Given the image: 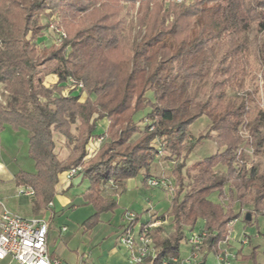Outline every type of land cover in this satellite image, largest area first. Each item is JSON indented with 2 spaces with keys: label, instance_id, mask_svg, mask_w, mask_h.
Instances as JSON below:
<instances>
[{
  "label": "trees",
  "instance_id": "obj_1",
  "mask_svg": "<svg viewBox=\"0 0 264 264\" xmlns=\"http://www.w3.org/2000/svg\"><path fill=\"white\" fill-rule=\"evenodd\" d=\"M116 2L133 7L139 3L137 25L132 23L126 35L118 16L114 19L107 12ZM262 7L255 0L180 4L177 0L168 4L165 0H0V85L6 94L5 105L0 103V130L9 125L30 134L29 157L36 167L35 174H17L16 183L30 187L38 207L47 208L60 177L88 158L97 128L93 117L107 119V141L81 173L89 182L82 199L95 210L83 224L90 231L103 214L119 208L116 200L103 197V186L113 182L123 189L143 171L151 180L148 173L156 147L166 140L170 160L175 159L176 183L170 210L160 220L172 219V233L165 238L163 227L154 230L158 249L154 264L179 257L185 229H195L200 220L207 232L200 264L210 253L217 257L230 223L241 218L236 206L251 208L244 218L248 225L264 217V173L256 167L248 169L243 154H238L244 144L239 132L247 126L244 105L232 102L225 92L229 84L218 79L240 80V54L250 49L246 41L241 44L242 35L253 28L264 32ZM55 15L59 20L53 25ZM135 28L139 31L134 34ZM47 30L52 33L50 46L40 42L48 36ZM57 31L66 35L60 44ZM46 77L54 83L44 84ZM210 77L211 91L199 101L195 86ZM70 78L84 89L70 87ZM67 88L77 94L65 95ZM229 88L235 91L239 86L233 83ZM149 92L153 101L145 99ZM138 100L144 101L142 109L150 108L152 113V123L143 132L135 121ZM203 117L209 120L207 134L193 142L190 127ZM76 123L77 135L72 132ZM135 136L139 137L133 140ZM56 137L70 149L64 160L57 152ZM206 139L213 140L219 151L187 165ZM221 169L225 171L220 173ZM216 193L221 203L211 199ZM249 242L251 252L242 260L258 264V247Z\"/></svg>",
  "mask_w": 264,
  "mask_h": 264
},
{
  "label": "crops",
  "instance_id": "obj_2",
  "mask_svg": "<svg viewBox=\"0 0 264 264\" xmlns=\"http://www.w3.org/2000/svg\"><path fill=\"white\" fill-rule=\"evenodd\" d=\"M45 39L46 36L40 42H44ZM42 44H46V42ZM48 78L52 77L45 78L44 84L47 86L50 84L49 82L54 83V79ZM72 92L77 94L76 90L67 88L65 95ZM0 98V103L5 105L6 94L1 85ZM84 100H86V95L82 94V101ZM93 119H97V128L93 134L94 140L92 142L101 137L104 139L109 126V122L105 118L99 120L98 115H95ZM29 140L30 134L26 130L16 131L9 125H6L2 131L0 130V215L7 210V212L27 219L35 217L45 219L50 228L48 230V252L52 259L59 260L61 264H129L128 252L119 241L127 225L126 212L133 211L137 215V220L133 224L136 230L149 223H157L158 227H163L165 231L168 225L172 228V219L160 220V217L168 213L170 209L164 213L150 215L149 210H144L141 207L145 203V199L148 202L146 207H150L149 192L156 189L147 184V173L144 171L137 178L128 180L123 189L118 188L113 182L103 186V197L116 200L119 208L113 213L103 214L100 224L93 230L87 231L83 227V224L95 214L94 208L87 205L82 199V194L89 188L87 180L82 181L79 186H75L74 183L66 185L62 183L61 176L58 185L55 187L53 201L47 208H39L35 194L33 196L19 194L21 189L31 188L28 186L20 187L15 179L16 175L21 172L36 173L34 160L29 157ZM69 153L70 150H67V154L61 157L62 160L66 159ZM162 158H159L157 154L155 155V160L148 173L151 179L167 178L165 168L169 162L163 161ZM82 210L86 212V215L78 220L77 214H80L78 212ZM145 211L148 214H145ZM74 220L76 222H71ZM199 222L203 223V227L200 229L203 230L204 222L201 220ZM75 223L77 226L72 229L74 232L72 237L76 238V234L80 233L83 235L82 238L88 235L87 240L92 250L88 257L80 258L76 255L77 257L72 260L70 257L78 254L79 250L78 248H70L73 240H70L66 234L71 231V224L74 225ZM238 256V264H243L247 261L240 262V259L249 255L245 256L239 252ZM9 263L8 260L0 262V264Z\"/></svg>",
  "mask_w": 264,
  "mask_h": 264
},
{
  "label": "rangeland",
  "instance_id": "obj_3",
  "mask_svg": "<svg viewBox=\"0 0 264 264\" xmlns=\"http://www.w3.org/2000/svg\"><path fill=\"white\" fill-rule=\"evenodd\" d=\"M194 0H188V3L193 2ZM197 1V0H195ZM249 0H247L248 2ZM251 1V0H250ZM258 3H261V5H264V0H255ZM165 2L168 4L169 0H165ZM183 2V0H177V3L180 4ZM138 10H139V3L133 7L130 3L125 2H116L113 3L112 9H110L107 12L113 13L114 19L116 15L118 16V20L122 21V27L125 28V35L127 34L128 29L132 26V23H134L133 27L137 25V17L138 16ZM260 13L262 14V19L264 21V7L260 9ZM58 21V15H55V17H52L51 23L55 25L54 21ZM134 22H133V21ZM42 23L44 25L47 24L46 19L43 18ZM113 23V20H112ZM50 30V29H49ZM47 30L48 36H46V39L44 42H46L47 46L52 45V33L51 31ZM139 29L135 28L133 33L138 32ZM144 33V31L142 30ZM142 33V34H143ZM243 39L241 44H244L246 41L250 45V49L247 50L244 54L241 55V62L243 63V68H241V77L240 80H232V78L229 76V78H219L220 81H224V83L229 84L230 86L234 83L235 87L239 88L235 91H232V88H229V85H226L225 92L227 94V97L231 99L232 102L237 101L239 104L241 103L244 105V114L245 118L243 119V123L246 124V128H241L239 132L240 138L244 141V144L240 147L238 150V154H243L244 158L243 160L246 163V166L248 169L252 167H256V170L259 173H264V52L259 54L257 48H262L264 50V32H258L256 28H253L248 33L243 34ZM246 37V39H245ZM236 52V51H235ZM43 71V70H41ZM42 74V72H41ZM52 79V78H48ZM210 80H204V82L197 83L194 90V96L199 101L206 100L210 91H211V83H213L212 77L209 78ZM51 85V82H49ZM228 86V87H227ZM145 99L153 101V94L151 92L147 93L145 95ZM144 105L143 100H138L135 102L136 107V115H135V121L138 124L140 131H145V127L150 125L152 123L150 115L151 109L150 108H144L142 109ZM208 125L209 120L206 117H203L199 119L196 123H194L190 127V133H191V141H196L199 139V137H203L207 134L208 131ZM78 126L79 124L76 123L73 125L72 132L73 134L77 135L78 133ZM216 136V133H213V137ZM139 136H135L133 140H136ZM107 141L106 135L104 136V139L101 143V147L104 145V143ZM57 142V152L59 153L60 158L65 156L67 154V150H70L67 146L66 142L61 140L59 137H56ZM161 142V141H160ZM164 147V154L162 160L168 161L169 163L166 164V174L167 178L165 180L169 181L171 183V189L173 190H162L156 188L155 190H151L149 192V200H150V207H146V202L141 207L144 210H149V214L152 215L153 213H164L171 207V201L173 198V195L175 194V183L176 181L172 178V170L174 165L172 162H174L175 159H171V151L169 148V143L164 140L163 143H161ZM261 144V146L259 145ZM158 145V144H157ZM260 148H259V146ZM219 149L217 148L215 142L213 140H205L202 144H200L193 153L189 156L187 160V165H192L193 163L209 158L213 156V154H216ZM90 160V159H89ZM87 160V162L89 161ZM170 160V161H169ZM87 162H83L81 165L82 167H87ZM222 172L225 171V169L220 170ZM229 192V185L226 186V193ZM211 199L215 203H221L219 199V193H216L215 195L211 196ZM226 204V202L224 203ZM251 208H245L240 209L239 206H236L235 211L241 212V218L238 222L234 224L233 227H231V235L230 239L227 243V247L225 245H222L221 247L230 249L231 252L234 253H241L243 255H249L251 252L250 242L247 246H242L241 241L248 239L252 240L255 245L258 246V264H264V217L254 218L251 223V225H248L245 223L244 218L247 212ZM80 214H77V218H83L86 215L85 211L78 212ZM145 214L147 211L144 212ZM148 214V213H147ZM71 222H76L71 221ZM79 222V221H78ZM77 222V223H78ZM77 223L74 225L71 224L68 225L71 227V231H69L66 236H69L70 240H73L70 244V248H78V254H75L74 256H71L70 258L73 260L75 257L82 258L83 256L88 257L90 255L92 247L88 243V235H86L84 238H82V234H76V238H73L72 235H74L73 228H76ZM203 227V223L199 222L197 223L195 229H190L189 227L185 229L184 235L185 239L189 237L191 232H199L200 229ZM172 228L168 225L166 226V231L164 236L168 237L171 233ZM189 248L185 245V243H181L180 245V256L181 258H184L188 255ZM77 255V256H76ZM88 258L86 259V261ZM240 262H243L242 259H240ZM204 264H218L216 255L214 253H210L207 257V261ZM243 264H252L251 262L243 263Z\"/></svg>",
  "mask_w": 264,
  "mask_h": 264
},
{
  "label": "built area",
  "instance_id": "obj_4",
  "mask_svg": "<svg viewBox=\"0 0 264 264\" xmlns=\"http://www.w3.org/2000/svg\"><path fill=\"white\" fill-rule=\"evenodd\" d=\"M57 44H60L62 39L66 37L63 32L57 31ZM70 87L82 90L83 85L77 83L74 79H69ZM1 100V98H0ZM103 138H99L92 142L88 148L87 160L93 158L98 152ZM157 156L163 157L164 147L158 145ZM172 164H175L174 162ZM84 167L79 166L68 170L62 175V183L71 185L81 176ZM151 188H160L163 190L171 189V183L163 178L151 179L148 181ZM171 189V190H170ZM20 195L33 196L32 189H21ZM125 218L127 221L126 228L120 237V244L128 252L129 264H154L158 249L153 239V232L158 227L157 223H149L143 225L138 230L133 226L137 220V215L132 212H126ZM237 221L230 223V229ZM48 222L39 217L27 219L20 215L7 212L5 210L0 215V262L8 260L10 263L16 264H61L57 259H52L48 252ZM231 230L229 231L225 241L221 242V253L216 257L218 264H238L239 256L237 253L231 252L226 248L230 239ZM207 236V232L203 229L199 232H191L189 237L181 241L189 248L188 255L184 258L174 257L163 260L162 264H200L203 258V245ZM180 243V245H181ZM248 239L242 240L241 245L247 246ZM226 247L222 248L221 246Z\"/></svg>",
  "mask_w": 264,
  "mask_h": 264
},
{
  "label": "water",
  "instance_id": "obj_5",
  "mask_svg": "<svg viewBox=\"0 0 264 264\" xmlns=\"http://www.w3.org/2000/svg\"><path fill=\"white\" fill-rule=\"evenodd\" d=\"M82 181H83V176H80L74 181V185L75 186H79L82 183ZM247 220L248 221L251 220V216L250 215L247 216Z\"/></svg>",
  "mask_w": 264,
  "mask_h": 264
}]
</instances>
